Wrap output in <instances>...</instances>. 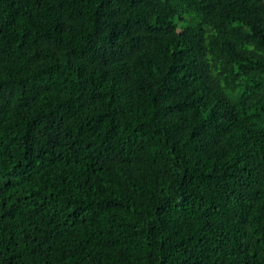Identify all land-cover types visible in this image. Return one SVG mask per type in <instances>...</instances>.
Instances as JSON below:
<instances>
[{
	"label": "trees",
	"instance_id": "1",
	"mask_svg": "<svg viewBox=\"0 0 264 264\" xmlns=\"http://www.w3.org/2000/svg\"><path fill=\"white\" fill-rule=\"evenodd\" d=\"M0 264H264V0H0Z\"/></svg>",
	"mask_w": 264,
	"mask_h": 264
}]
</instances>
